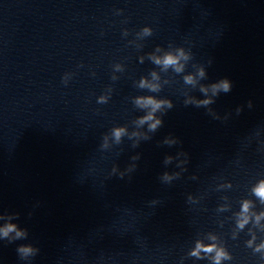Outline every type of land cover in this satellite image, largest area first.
<instances>
[{"label": "clouds", "instance_id": "9594fccd", "mask_svg": "<svg viewBox=\"0 0 264 264\" xmlns=\"http://www.w3.org/2000/svg\"><path fill=\"white\" fill-rule=\"evenodd\" d=\"M166 62H173V61H170V60L166 59ZM221 87H222L225 91H227L228 88H229V85H228V83L225 81V82L222 83ZM257 195H261V198H264V194H262L261 192H258ZM13 228H14V226H11V225L8 226V228L5 230V235H7V232H8V231L13 230ZM21 251L24 252L25 254H27L28 252L31 251V249H30V248H22ZM194 254H195V253H194ZM219 258H220V257L218 256V257H217V264H219Z\"/></svg>", "mask_w": 264, "mask_h": 264}]
</instances>
